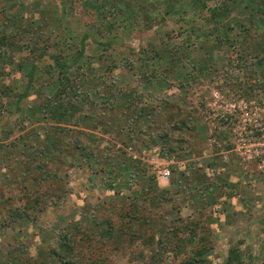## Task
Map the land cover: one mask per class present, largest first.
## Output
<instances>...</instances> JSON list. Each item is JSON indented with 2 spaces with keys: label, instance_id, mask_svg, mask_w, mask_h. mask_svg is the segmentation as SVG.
Returning <instances> with one entry per match:
<instances>
[{
  "label": "rangeland",
  "instance_id": "374dc122",
  "mask_svg": "<svg viewBox=\"0 0 264 264\" xmlns=\"http://www.w3.org/2000/svg\"><path fill=\"white\" fill-rule=\"evenodd\" d=\"M206 5L210 11L215 8L230 10L229 17L217 25L229 27L234 36L244 32L239 37L246 42L243 46L246 62H251L252 56L248 54L251 47H259L264 42V2L210 0ZM207 7L197 0H0V37L3 33H13V25L3 27L8 15L23 21L26 28L41 24L42 38L38 45L46 49L47 56L36 65L37 72L42 74H37V78L42 76L38 87L43 95L49 97L55 92V88L48 87L57 75L46 71L53 63L50 55L61 51L65 56H75L83 51V59L71 68L70 76L79 83L81 93L88 94L89 101L95 102L91 109V105H85V112L95 117L93 125L97 122L108 126V121L121 120L118 100L123 91L132 88L138 95H145L144 101L150 107L161 109L179 105L194 114L198 122V130L189 133L184 140L182 133L171 132L172 138L182 140L183 147L191 154L183 157L180 153L169 158L159 151L138 146V135L130 126L122 134L100 126L95 130L86 124L78 125L82 135L66 131L63 135L56 129H49L57 133L66 156L57 152L56 162H48V166L57 171L55 181L37 186L34 182L41 175L35 168L37 161H33L32 170L27 174L25 169L30 162L25 163L27 157L12 146L23 135L28 138L35 135L39 140L36 130L41 133L39 127L45 124V121L37 123L29 117L28 108L41 100L37 94L30 95L19 108L14 98L23 91L25 74L35 62L29 47L36 46L23 41L21 52L0 50V89L2 86L11 88L15 93L14 96L0 93V223L9 218L10 208L24 207L27 197L31 198L29 193H53L61 189L57 194L63 198L61 201L53 198L54 205L41 214L38 222L22 221L15 230H7L6 237L0 236V264L7 263L8 252L15 247L23 250L22 254L21 251L15 254L29 264L37 259L45 261L44 264H58L44 253L48 248L59 250L60 238L68 232L79 241L77 247L81 249L79 256L84 264L101 263L104 259L110 264H180L197 244L189 242L188 234L177 230L179 224L175 221L180 217L200 218L204 214V218L209 217L205 221L207 226L199 231L213 237V250L205 255L204 264H226L229 251L234 247H239L244 254L243 264H264V165L247 160L236 151L231 152L238 137L233 133L234 126L223 121L225 110L221 100L215 97H238L224 86L234 85L237 91L241 89L238 85L247 81L236 67L242 46L231 47L232 64L224 60L223 51H215L212 60L209 52L205 56L199 54L198 47H203L207 38L214 41L223 35L221 30L213 35L211 32L217 27L205 25ZM191 27H195L194 32ZM200 32L206 37L198 39ZM85 35L88 36L86 51L81 44ZM108 42L111 43L109 48L103 46L102 43ZM167 45L179 58L171 66L165 59L149 62L152 65L149 73H154L156 78L152 84H144L140 74L145 73L147 64L146 58L141 59L152 56L153 51L164 53ZM213 61L217 62L215 69ZM78 64L82 69L76 71ZM167 68L176 69V72L170 75ZM182 83L186 84L183 89L180 88ZM20 143L23 151L35 145L32 154L35 160L44 152L42 144H30L31 140L28 145ZM227 144L232 147L229 153ZM81 149H86L85 155L92 153L94 157H82ZM226 154L227 161L223 159ZM103 159L112 164L103 165ZM135 161L141 162V167L133 173L129 165ZM165 169L171 174L178 171L180 182L171 184V179L158 178V172ZM117 175L123 180L119 182ZM193 175L198 182L193 181ZM145 188L157 197L153 205L157 211L164 209L160 204L161 191H169L167 195L172 196L173 202L167 203V224L162 226L165 217L162 215H158V219L162 217L163 221L147 217L148 223L143 226L124 220L123 214L133 201L131 198H140ZM95 208L97 215L111 216L116 230L122 228L115 243L104 240L95 228L92 214ZM158 223L169 231L167 235L154 233L153 228L160 229ZM71 225L75 227L68 231ZM176 232L177 238H174ZM133 237L135 240L131 241ZM180 241L184 248L178 250L176 243Z\"/></svg>",
  "mask_w": 264,
  "mask_h": 264
},
{
  "label": "trees",
  "instance_id": "16d2710c",
  "mask_svg": "<svg viewBox=\"0 0 264 264\" xmlns=\"http://www.w3.org/2000/svg\"><path fill=\"white\" fill-rule=\"evenodd\" d=\"M210 0H197L198 3H202V6L204 8L207 7L206 2ZM252 3L255 2V0H250ZM264 2V0H262ZM176 13V11H173ZM209 12V13H208ZM207 15L208 18L205 19V25H214L216 26L211 33L217 34L218 31H222L223 35L220 37H216V39L213 41L209 38H207V41H204L203 47H198L199 54H205L209 52L210 59L212 60V54L215 51H223L225 52L224 60L231 63V55L230 50L231 47H234L236 44L241 45L242 49L240 53H238L237 57V64L236 67H238L241 72L244 73L246 82L240 83L238 87L241 89L237 90L235 89L234 85L228 84V86H224L225 90L228 92H235L237 95L244 97V98H253L255 97V92L258 93H264V42L263 44H260L259 47H251V51L248 53L252 56L251 62H246L247 59V53L243 46H245L246 42L241 40L239 36L243 35L244 32L239 33L234 36L231 35L230 32L233 31L229 27H221L217 24L220 23V21L226 20V18L229 17L228 14H230V10H223L222 8H215L210 11V8L207 7ZM264 14V12H263ZM194 22V21H192ZM11 23V24H10ZM13 25V33L12 34H5L0 37V50L3 48L10 49L11 51L17 53L21 52L22 47H20V43L23 41L27 42L30 45L35 44L36 47L34 49L32 47H29V53L31 54L32 59L35 61L32 62L29 68V72H26V85L23 87V91L21 93H18V95L14 96V90L11 88L3 87L0 89V93L9 96V94H13L16 104L19 105L24 102L26 99L30 98V95L37 94V98L41 99L40 102L37 101L35 105L30 106L28 108L29 111V117L32 119V121L41 123L42 121H45V124L43 126H40L39 129H42V132H37L36 135L39 136V140L37 137H34L35 135L28 136L23 135L21 138L13 142L12 146L19 151H21V154L25 157H27L28 162L30 165L26 167V173L29 174L32 170L31 166L34 165V162L37 161L36 169L41 174L38 178H36L34 184L37 186L42 184L49 183L54 180L55 172H57L52 167L50 168L48 166V162H56L54 159L57 152H60L62 155L66 156L61 147V142L59 139H57V136L55 134L49 131V129H56L58 132H61L64 134L65 131L67 133H80L81 135L83 132L78 125H84L86 124L88 127L97 129L98 126L104 127V128H111L113 132L117 130L119 134H122L127 127L130 126V129L135 130L136 134L138 135V146H142V149H146L149 151H159L163 156L170 157L172 155H179L180 153L184 155L183 157L187 156L190 152L188 149L183 147V141L173 139L170 135L172 131H178L179 133L183 134V140L185 136H188L189 133L196 132L198 130L197 126V119L194 114L189 113L181 106H171L167 108H161V109H154L153 107H150L148 103H145V95L139 94L138 91L135 89H131L130 91H123L121 97L118 100V113H121L122 119L119 121L111 120L107 122L108 126L99 124L95 122V125H93V122L95 121V117L92 114H88L85 112V105L88 103L87 106L91 105L89 109L93 108L95 106L94 101H89L90 97H88V94L84 95L79 90V83L76 81L75 78H72L70 76L71 74V68L76 65L77 62H80L83 59V51L79 53L78 55H64V52H55L52 55H50V58L52 60V65H49V68H47V72L51 73H57L56 77H53L51 82H49L48 87L50 89L55 88V92L52 95L45 96V94H42V91H39L38 87V81L41 79L42 76L37 78V74L42 75L41 73L37 72V61H41L44 56H47L46 49H41L40 45H38L41 37V24L40 25H30L29 28H26L24 26V22L19 21L15 18L14 15H8L6 22H4V26ZM191 23L190 25H192ZM221 27V28H219ZM224 29V30H223ZM191 30L193 32L195 31V27H191ZM218 30V31H217ZM39 31V32H38ZM181 34V33H180ZM198 39H201L202 37H206V34H202L201 32L198 33ZM239 37V39H238ZM88 39V36L85 35L82 40L81 44L83 45V50L86 51V45L85 42ZM190 39V36H189ZM103 46L110 47L111 43H102ZM105 44V45H104ZM165 51L162 53L161 51H153V55L150 57H143L141 59L144 60L146 67L144 72L140 75L142 76L144 80V84H152L153 80L156 78L154 73H149V70L152 65L149 64V62L154 63L156 60H168L169 65L173 64L177 58V54L173 52V49L167 45L164 47ZM44 50V51H41ZM84 51V52H85ZM40 52V53H39ZM198 52V51H196ZM205 52V53H203ZM174 53V55H173ZM237 54V52H235ZM71 61H68V59ZM181 58V57H180ZM1 59V57H0ZM182 59V58H181ZM28 61V60H26ZM25 61V62H26ZM197 63V62H196ZM216 61L212 62L213 69H215ZM24 64V61L22 65ZM30 64V63H29ZM232 64V63H231ZM21 67H24L22 66ZM73 65V66H71ZM196 64L193 63V66ZM51 66V67H50ZM209 68V71L211 72V67ZM205 67V66H204ZM22 69V68H21ZM81 65L78 64L76 71L81 70ZM156 68L153 69L155 71ZM176 69H170L167 68L166 72H169L168 74H173V72ZM195 80V76L193 77ZM185 83L181 84L180 88L183 89L185 87ZM221 90H223L221 86H219ZM230 89V90H229ZM33 93H32V92ZM13 92V93H12ZM135 94L137 97H135ZM11 96V95H10ZM105 100V99H103ZM110 106V105H108ZM111 110V109H110ZM113 114H115V111L111 110ZM104 113V112H103ZM105 114V113H104ZM39 120V121H38ZM101 122H105L103 119H100ZM72 124L74 127H72ZM118 126V129H116ZM70 127V128H68ZM68 128V129H67ZM140 129V130H139ZM146 129V130H143ZM78 130V131H77ZM21 139V141H19ZM31 140L30 144H42L44 152L42 155L36 156V160L33 157V152L35 151V145H30V148L28 147L25 151L21 150L19 148V143L24 142L26 145H28V141ZM35 140H38L37 143H34ZM21 144V143H20ZM228 145V144H227ZM228 151L231 150L230 146H227ZM38 149V148H36ZM83 150V151H81ZM80 154L81 156H88L90 159H92L94 156L92 153H87L86 149H81ZM8 153V152H7ZM6 153V154H7ZM10 154V153H9ZM191 154V153H190ZM6 157V156H5ZM182 157V158H183ZM8 159V156L6 157ZM34 161V162H33ZM104 163H102L105 166L111 165L110 160L103 159ZM126 162V161H124ZM32 164V165H31ZM141 162L135 161L134 164H130V168H132L133 173L137 172V169H139L141 166ZM33 167V166H32ZM178 171H173V176L170 177L171 184H176L180 182V179L178 178ZM144 173H146L144 171ZM136 174V173H135ZM193 181L198 182L196 175H193ZM118 181L123 180V177L121 175L116 176ZM137 181H135L134 184H136ZM56 190V189H53ZM61 190V189H60ZM60 190L51 193L50 191H44L40 192L37 191L29 193L27 197V203L24 204V207L19 208H10V216L6 219V221H3L0 223V236L7 235V230H15L17 228V225L19 223L21 224L22 221H25L27 223L29 222H38L41 214L45 212L48 209H51L54 205V202L52 201L53 198H58V201L63 200V198L58 197L57 192ZM162 195L160 197L161 200V206L164 208L162 211H157L155 208H153L154 203H156L157 197H155L154 193H150V191L145 188V190L142 191L141 197H132L131 200L132 203L130 204V208L127 211L126 214H123L124 220L131 221V223H134L138 226H143L145 223H148L147 217H153V220H160L163 224H167L166 221L168 219L169 210L167 207V203L173 202L172 196H168L169 191H161ZM166 193V195H165ZM54 197H53V196ZM8 202V201H5ZM104 206V205H102ZM98 209L95 208L93 211V218H94V224L96 225L95 228L99 230L100 235L104 240H114V243L118 240L119 235L122 233V228L119 230H116L115 224L113 221H111V216L109 217H101L100 214L97 215ZM147 215V216H146ZM158 215L165 216L162 220V217L158 219ZM206 214H204L205 216ZM204 216L200 218L192 219L191 217L183 218L180 217L175 223H178L177 230L180 231L181 234H188L190 236L189 242L192 244L196 243L197 247H193L188 252V258L183 260L180 264H204V257L207 255L210 250H213V246L211 244V241H213V237L210 236L207 237L203 231H199L202 227L207 226V222H205L209 217L204 218ZM86 217V216H84ZM205 219V220H204ZM201 220L202 222H200ZM199 221V222H198ZM159 225V223H158ZM79 226V225H78ZM160 226V225H159ZM160 226V229L153 228L154 233H158V235H167L169 231L166 230V228L162 229ZM72 227L70 226L67 230L70 231ZM100 227V228H98ZM80 228V226H79ZM177 232L174 233L176 235L174 238H177ZM173 238V239H174ZM171 239V238H170ZM135 240L134 237L131 241ZM198 240V241H197ZM197 241V242H196ZM60 249H54V248H48L46 250L45 257L50 258L52 261L54 260L58 264H84L81 259V249L78 248L77 245H79V241L75 238L73 234H70L68 232L67 235H64L60 238ZM177 248L178 250L183 249L184 246L183 243L177 242ZM21 251V254L23 252L22 249L14 248L9 254V258L7 259L6 264H29V262L23 261V259H20V256L16 255L15 253ZM44 254L42 256H44ZM39 255V254H38ZM80 255V256H79ZM244 254L242 253L241 249L239 247H234L229 251L228 257L226 259V264H243L244 263ZM37 262H33V264H44L45 261L43 260H36ZM101 261V260H100ZM89 264H110L108 260L100 262H90Z\"/></svg>",
  "mask_w": 264,
  "mask_h": 264
},
{
  "label": "built area",
  "instance_id": "2783aa9c",
  "mask_svg": "<svg viewBox=\"0 0 264 264\" xmlns=\"http://www.w3.org/2000/svg\"><path fill=\"white\" fill-rule=\"evenodd\" d=\"M222 102L223 121L233 127L237 135L236 147L231 152H238L247 160H256L264 165V93L253 98L241 96L228 98L226 95H217ZM232 142V141H231ZM228 151L227 153H229ZM223 159L229 160L226 154ZM169 169L158 172V178L167 181L171 177Z\"/></svg>",
  "mask_w": 264,
  "mask_h": 264
}]
</instances>
